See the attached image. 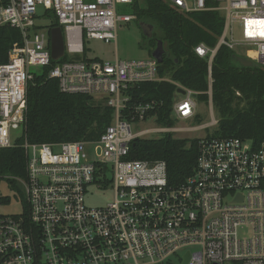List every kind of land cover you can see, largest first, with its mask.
I'll return each instance as SVG.
<instances>
[{
  "label": "built area",
  "instance_id": "built-area-1",
  "mask_svg": "<svg viewBox=\"0 0 264 264\" xmlns=\"http://www.w3.org/2000/svg\"><path fill=\"white\" fill-rule=\"evenodd\" d=\"M136 1L0 0V26L21 36L0 64V149L25 155V178L16 179L23 211L0 215V264H183L186 254V264H264V139L197 138L193 173L176 186L165 162L128 159L134 140L197 130L157 124L149 104L126 109L129 86L168 80L152 58L120 61L116 52L113 61L83 57L90 40L115 41L117 29L136 20ZM167 1L181 14L216 11L224 18L217 46L194 49L209 62L211 111L210 64L220 47L264 68V0ZM39 8L63 33L64 56L48 78L63 94L104 100L113 110L92 142L32 144L24 136L32 69L52 61L50 28L37 26ZM178 88L184 94L175 98L171 119L192 120L197 94ZM146 121L157 126L134 130ZM215 125L212 116L209 126ZM92 187L111 191V202L87 206Z\"/></svg>",
  "mask_w": 264,
  "mask_h": 264
},
{
  "label": "trees",
  "instance_id": "trees-1",
  "mask_svg": "<svg viewBox=\"0 0 264 264\" xmlns=\"http://www.w3.org/2000/svg\"><path fill=\"white\" fill-rule=\"evenodd\" d=\"M138 4L136 1L132 13L155 29L154 38L146 40L147 45L153 50L156 40L163 43L166 54L158 65V75L168 80L129 86L126 109L149 104L152 109L148 114L156 115L157 124L170 126L177 85L195 92L207 104L209 62L207 57H197L194 49L199 44L210 49L217 46L224 18L216 11L181 14L167 0H145V8H139ZM47 14L52 19L49 28L58 26L56 18ZM20 41L15 29L0 26V64L7 63L11 44ZM234 56L235 52L222 46L211 60L212 107L220 114L214 135L258 144L264 139V68L239 67ZM54 64L51 61L49 67L40 68L28 82L24 136L32 144L92 142L105 132L113 110L104 100L61 93L58 82L47 76ZM197 141V138L173 139L170 135L134 140L129 146L128 159L165 162L167 179L176 186L193 173ZM24 164L23 150L0 149V178L11 177L14 184L16 179H24Z\"/></svg>",
  "mask_w": 264,
  "mask_h": 264
},
{
  "label": "rangeland",
  "instance_id": "rangeland-1",
  "mask_svg": "<svg viewBox=\"0 0 264 264\" xmlns=\"http://www.w3.org/2000/svg\"><path fill=\"white\" fill-rule=\"evenodd\" d=\"M139 8H145V0H138ZM135 15V22L128 24H122L117 30L116 40H111L109 43H104L101 41L90 40L89 43L85 44L84 58H97L103 61H113L115 52L118 60H140L150 57L151 49L147 45L146 39L143 37L141 30L137 26V22L144 21L145 19L137 18ZM37 16L39 20L37 21V26L40 28L48 27L51 23L50 16L43 14L41 8L38 9ZM235 32L234 37L239 38L240 27L238 25L234 26ZM238 53L237 55H240ZM32 72H38V68H33ZM165 78V77H164ZM182 98V95H176V100ZM196 115L192 120H178L176 118L171 119V128L177 129H189L192 127L197 128V130L192 132H178L172 134V138L179 139H189L192 138H203L209 135L215 136L216 127L209 126L212 116L218 122L220 119V114L215 108L209 109V105L199 100L196 97ZM157 126L151 121L143 122L140 126L134 128V130L142 131V129L148 127ZM149 138H156V136H149ZM12 178L4 177L0 178V215L1 216H11L20 214L23 211L24 206V192L19 183H11ZM112 192H99L96 187L90 189V194L86 196V205L89 207L102 206L106 203L111 202ZM185 251V250H184Z\"/></svg>",
  "mask_w": 264,
  "mask_h": 264
},
{
  "label": "water",
  "instance_id": "water-1",
  "mask_svg": "<svg viewBox=\"0 0 264 264\" xmlns=\"http://www.w3.org/2000/svg\"><path fill=\"white\" fill-rule=\"evenodd\" d=\"M137 26L139 30H141L143 37L146 40H151L153 38L154 30L153 26L146 21H139L137 22ZM50 57L52 62H57L59 59H61L64 56V49H63V33L61 32V29L59 26H56L55 28L50 29ZM166 54L164 50V46L162 41L156 40L155 41V48L150 53V58L156 61V63H162L163 57ZM239 67L246 69H253L255 68V64L251 62L250 60L245 59L243 56H234L233 58ZM177 93L180 95L184 94V91L180 88L176 90ZM188 259V255L186 254L183 259V264H186V261Z\"/></svg>",
  "mask_w": 264,
  "mask_h": 264
},
{
  "label": "crops",
  "instance_id": "crops-1",
  "mask_svg": "<svg viewBox=\"0 0 264 264\" xmlns=\"http://www.w3.org/2000/svg\"><path fill=\"white\" fill-rule=\"evenodd\" d=\"M241 55V54H240ZM240 55H238V56H240ZM242 56V55H241Z\"/></svg>",
  "mask_w": 264,
  "mask_h": 264
},
{
  "label": "flooded vegetation",
  "instance_id": "flooded-vegetation-1",
  "mask_svg": "<svg viewBox=\"0 0 264 264\" xmlns=\"http://www.w3.org/2000/svg\"><path fill=\"white\" fill-rule=\"evenodd\" d=\"M154 32H155V30H154ZM154 35V34H153ZM154 38V37H153Z\"/></svg>",
  "mask_w": 264,
  "mask_h": 264
}]
</instances>
